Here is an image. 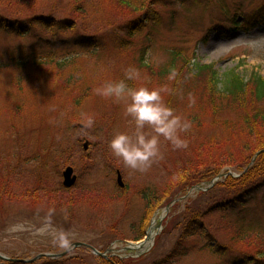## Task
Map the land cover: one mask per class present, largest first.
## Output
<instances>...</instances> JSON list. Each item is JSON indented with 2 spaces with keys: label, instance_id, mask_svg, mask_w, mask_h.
Returning a JSON list of instances; mask_svg holds the SVG:
<instances>
[{
  "label": "rangeland",
  "instance_id": "1",
  "mask_svg": "<svg viewBox=\"0 0 264 264\" xmlns=\"http://www.w3.org/2000/svg\"><path fill=\"white\" fill-rule=\"evenodd\" d=\"M14 9L23 18L19 28L30 34L0 32L1 254L32 258L64 252L68 247L54 239L60 232L68 235L70 246L79 241L102 253L75 247L58 258L62 264H121L119 257L138 255L136 249L126 251L127 242L143 240L149 226L159 222L152 247L138 264H231L246 253L260 256L264 192L254 194L243 208L220 209L217 204L229 198L222 193L225 187L216 183L210 189L209 182L223 174L216 180L220 184L228 176L242 177V168L233 164L236 158L222 155H234L236 148L230 145L224 151L213 143L201 151L199 145L230 136L242 116L237 105L210 90L211 75L203 80L194 73L200 64L212 65L219 74L236 70L247 79L253 73L264 77V0H0L4 17L12 18ZM139 16L140 23H135ZM43 18L75 24L70 31L46 30L38 22ZM235 20L245 27L237 29ZM130 24L139 25L129 37L130 46L122 47L116 29ZM83 34L93 37L91 45L76 42ZM23 55L27 67L13 61ZM173 56L178 70L168 65ZM130 66L141 72V79L129 81L130 86L169 89L163 94L165 102L192 122L183 134L187 147L174 149L161 137L163 158L146 172L125 167L109 150L112 136L130 131L131 125L122 102L95 91L107 81L120 80ZM173 71L176 78L169 79ZM88 117L95 120L91 128L85 123ZM217 158L221 169L215 166ZM71 165L79 178L65 198H53L60 204L48 206L25 196L40 180L41 194L49 187L56 191ZM178 177L190 184L182 198ZM168 187L175 189L162 200ZM169 204L174 212L166 209ZM220 245L224 254L217 253ZM49 260L43 256L35 264ZM0 264L10 263L0 259Z\"/></svg>",
  "mask_w": 264,
  "mask_h": 264
},
{
  "label": "trees",
  "instance_id": "2",
  "mask_svg": "<svg viewBox=\"0 0 264 264\" xmlns=\"http://www.w3.org/2000/svg\"><path fill=\"white\" fill-rule=\"evenodd\" d=\"M13 16L10 17H4V15L0 14V32L3 30L8 33H14L17 35L22 34H30V31L25 30L22 28V30L19 28L20 24L22 22V16L14 9ZM47 19V20H45ZM139 18L134 19L135 23H138L140 21ZM34 19L32 18L27 23H32ZM50 21L49 18H43V21H38L42 25L40 26L42 29L45 28L46 30L52 29L53 31L58 29L60 31L67 30L70 31L75 22L69 21L62 23L61 21L57 20V18H54ZM133 22V21H131ZM49 23V24H48ZM140 23V22H139ZM52 24V25H51ZM12 25V26H11ZM139 24H130L128 26H121L116 29V32L118 33V36L120 37L119 43L122 47H129L131 39L129 37L131 36L132 32H134L135 27H137ZM7 26H10L11 29H6ZM32 26V25H31ZM234 26L236 28H241L242 24H239V22L234 21ZM49 28V29H48ZM88 28H91L90 26ZM85 29V27H84ZM9 30V31H6ZM92 36L82 35L76 37L77 43H82L83 45L90 44L91 41L89 39ZM27 58L25 55L18 57L19 62L17 59H13L15 63L19 67H27L28 63H26L24 60ZM17 60V61H16ZM172 62L168 65H170V68L172 70H178L179 63L177 61V57L173 56L171 58ZM12 61V63H13ZM143 61V60H142ZM11 63V64H12ZM5 64V63H4ZM37 65L43 64V63H36ZM45 65V64H44ZM146 65V64H145ZM2 66V64H0ZM63 67V65H60ZM171 70V71H172ZM194 71L188 75V77L196 76L199 79H206L209 75L212 76L208 80V85L210 87L211 91H219L225 96L226 101H230L233 105H237L236 112L239 113V116H242L241 120L238 123L233 124H227L225 127L228 129L231 127V134L230 136H223L220 139H215V142L209 141V142H201L200 150L206 151L209 149L210 146H214L213 143H219L221 144L220 149L224 148V151H227V147L230 145H235L236 152L233 155L232 153L229 155L222 154L223 156H229L233 159L236 158L237 163L233 161L234 166L237 168H242V171H244L247 167H249V164L252 161V158L256 155L255 153L257 151L264 149V77L258 73H253L248 79L240 74V72H237L236 70H232L230 72H227L226 74H219V72L213 70L212 65H200L197 64ZM180 73V72H179ZM182 75V74H181ZM209 78V77H208ZM196 82H199L198 79H195ZM195 81H193L195 83ZM213 102L216 104L215 100ZM227 105V104H226ZM224 108L220 107V104L218 106V112H222ZM224 122V121H220ZM238 125V126H236ZM207 141L209 138L206 139ZM241 140V141H240ZM234 148V149H235ZM212 153L207 152V156H211ZM212 162H214V159H211ZM220 161L219 158L215 160L216 165L219 169H221V166L217 164V162ZM211 165V164H210ZM204 166V165H203ZM205 169V168H204ZM213 170L210 169L207 172V177H213L210 173H212ZM8 176L9 173H7ZM4 177L6 180H8V176ZM179 187H176V189L179 191L180 196L184 195L188 190L185 189L186 185L189 184L187 178H181L178 177ZM193 179V178H191ZM194 182V181H193ZM43 180L39 181V184H35V188L29 187V189L24 193L25 196H32L37 203L38 201L46 202L50 204L52 202H58L60 204V201L57 199H63L66 197V193L72 192L70 189H65L63 185L61 184L60 187L56 191H52L50 187L46 191L45 194H41V188L44 189V186L42 185ZM5 185L6 183L3 182ZM190 185V184H189ZM217 186H224L225 188L222 190V193L226 194L227 196L225 198H228V200H225L222 202V204H217V206H220V209L223 210H232L234 205H241L239 208H243L247 201H249L254 194H259L261 192H264V151L261 155L256 157L253 166L250 167L246 172L242 174V177L236 178L233 176H229L225 179L223 183H218ZM189 187V186H188ZM232 188L234 190H232ZM175 189V188H174ZM171 187H168L165 191V194L161 197L162 200L165 198H168L172 190H174ZM232 190L228 194V192ZM177 191V193H178ZM184 193V194H183ZM20 195V194H19ZM19 195L17 197H19ZM179 195V194H178ZM177 195V196H178ZM264 196V194H263ZM57 199H53V198ZM264 200V199H263ZM71 204H73V200H71ZM75 215L71 218H73ZM71 222V221H70ZM191 224L192 221H191ZM190 224V225H191ZM244 230L240 231V235L245 237V233H243ZM143 236V234L141 233ZM255 244V243H253ZM256 245V244H255ZM217 253L224 254V249L221 250L222 247H218ZM260 251L258 253L261 254V257L257 260H254L253 258L248 259L247 257L244 258L242 263L236 262V264H264V245L262 248H259ZM232 252V251H231ZM247 254V253H246ZM245 254V255H246ZM50 264H62L61 260L59 259H51L49 260ZM121 264H132L131 262L125 263L122 261H119ZM169 264V263H168Z\"/></svg>",
  "mask_w": 264,
  "mask_h": 264
},
{
  "label": "clouds",
  "instance_id": "3",
  "mask_svg": "<svg viewBox=\"0 0 264 264\" xmlns=\"http://www.w3.org/2000/svg\"><path fill=\"white\" fill-rule=\"evenodd\" d=\"M176 75V72H171L169 79H175ZM140 79V70L130 66L124 70L120 80L107 81L95 91L105 99L122 102L131 125L130 131L116 132L112 136L108 142L109 150L125 167L146 172L154 162L163 158L161 137L174 149L187 147L188 142L183 134L190 131L192 122L177 114L175 109L165 102L163 94L169 89L132 87L128 83ZM192 103L195 101L192 100ZM85 123L91 128L95 120L88 117ZM54 239L62 247L70 246V240L65 233L57 232Z\"/></svg>",
  "mask_w": 264,
  "mask_h": 264
},
{
  "label": "water",
  "instance_id": "4",
  "mask_svg": "<svg viewBox=\"0 0 264 264\" xmlns=\"http://www.w3.org/2000/svg\"><path fill=\"white\" fill-rule=\"evenodd\" d=\"M87 147H88V143L85 144V148H87ZM73 170L74 169L71 166V167H68L67 169H65L64 172H63L64 173L63 184L66 187H68V188H70V187H72V186H74L76 184L75 182L77 180V176L74 175ZM118 181H119V184L122 187H124V183L122 181V177H121V174L120 173H119V176H118ZM212 183H214V182L212 181ZM77 245H81V244H77ZM0 257L4 258L6 260H9V261L17 262V263H22V262H31L32 263V261H35L37 259V258H33L32 260L9 259V258L4 257L1 253H0Z\"/></svg>",
  "mask_w": 264,
  "mask_h": 264
},
{
  "label": "bare ground",
  "instance_id": "5",
  "mask_svg": "<svg viewBox=\"0 0 264 264\" xmlns=\"http://www.w3.org/2000/svg\"><path fill=\"white\" fill-rule=\"evenodd\" d=\"M154 229H152L149 233H151V235H154Z\"/></svg>",
  "mask_w": 264,
  "mask_h": 264
}]
</instances>
